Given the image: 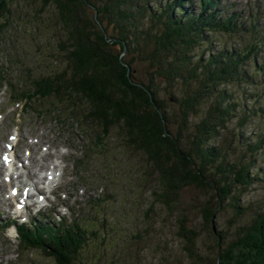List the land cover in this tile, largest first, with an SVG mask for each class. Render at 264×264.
I'll use <instances>...</instances> for the list:
<instances>
[{"label":"trees","instance_id":"trees-1","mask_svg":"<svg viewBox=\"0 0 264 264\" xmlns=\"http://www.w3.org/2000/svg\"><path fill=\"white\" fill-rule=\"evenodd\" d=\"M40 1L42 7L52 8L55 25L62 31L57 45L66 52V66L39 79L29 77L31 83L27 80L23 88L20 82L10 86L0 71L8 97L24 109L30 101L36 105L47 101L57 112L66 111L77 125L95 130L99 136L91 134L94 141L106 138L111 126L118 125L122 145L142 153L157 173L161 187L153 198L163 205L182 186L191 185L211 192L208 203L199 207L204 223L213 221L222 203L231 208L233 217L245 216L250 203L242 204L240 196L259 180L258 172L252 171L250 158L231 160L222 140L217 141L238 106L225 86L234 84L238 90L244 84L249 90L264 79L259 44L235 39L245 30L244 22L225 12L217 0ZM9 3L0 0V32L8 24ZM215 37L221 41L218 47ZM137 60L147 66V84L135 75ZM151 80L164 86L179 83L173 114ZM27 89L33 92L26 93ZM204 104L198 119L189 121ZM173 116L177 125L172 130ZM244 119L241 116L238 124ZM252 142L243 144L250 157L260 146L256 139ZM248 216L235 226L234 238L218 235L211 259L198 258L192 250L195 232L180 223L187 255L202 260L201 264H264V207L255 206ZM16 230L20 242L41 250L57 264H82L76 257L80 249L96 248L97 230L89 224L73 221L53 226L35 221L31 228Z\"/></svg>","mask_w":264,"mask_h":264},{"label":"rangeland","instance_id":"rangeland-1","mask_svg":"<svg viewBox=\"0 0 264 264\" xmlns=\"http://www.w3.org/2000/svg\"><path fill=\"white\" fill-rule=\"evenodd\" d=\"M9 1L8 24L0 32V71L10 86L20 82L23 88L28 84L25 83L27 80L31 83L30 78L39 79L41 75L63 69L67 63L66 52L57 45L63 34L55 25L50 6L42 7L40 0ZM217 2L225 12L233 13L237 20L244 22L245 30L235 39L242 37L245 43L253 40L259 44V60L264 67V0ZM249 20H252V26ZM213 43L218 47L221 41ZM247 67L251 68L249 62ZM133 68L137 79L147 84L146 64L137 60ZM2 78L0 153L8 135H15L10 139L14 143L15 161L19 163L27 159L24 166L29 167L27 178L30 177L28 180L39 190L38 194L43 192L44 195L40 201L44 205L37 209L41 220L55 226L56 219L61 217L65 224L74 221L77 225H93L97 230L96 248H81L76 256L82 264H201L202 260L198 258L215 257L218 235H224L226 240L234 238L235 226L249 219L248 214L255 206L264 207V79L261 83L252 84L249 90L244 84L237 86L238 90L234 84L225 86L238 106L233 108L232 120L217 137V141L222 140V148L227 147L225 150L231 160L237 157L241 162H247L249 158L253 160L251 169L258 172L259 180L247 186L239 200L242 204L250 203L249 209L241 219L235 218L231 208L222 203L215 211L213 221L204 223L199 207L208 203L209 189L182 186L173 200L163 205L153 198V192L161 187L157 173L142 153L122 145L118 125L111 126L106 138L101 136L94 141L91 138L92 135L95 137V130L77 125L66 111L61 112L63 114L57 112L47 101L41 105L30 101V107L25 109L20 103H14L4 91ZM151 81L157 96L173 114L179 83L173 87L164 86L158 80ZM202 107L196 116L189 117V121L198 119L206 104ZM241 116L245 119L238 124ZM176 125L174 117L171 129ZM253 139L259 141L260 146L250 157L243 144L251 143ZM24 150L29 152L27 157ZM239 151L244 155L239 156ZM51 171L56 173L53 182L43 188V177ZM2 175L0 264H57L41 250L18 240L13 225H18L27 214L26 219L35 218L32 213L36 207L22 209L20 212L25 211L26 214L17 216L18 211L15 213L12 208L14 197L8 196L9 186L12 183L16 185V182L12 178V183H3ZM211 202L213 204V200ZM180 223L195 232L191 239L194 243L192 250L199 255L198 258L187 255V239L179 234ZM187 237L191 234L187 233ZM223 244L224 241L220 246Z\"/></svg>","mask_w":264,"mask_h":264},{"label":"bare ground","instance_id":"bare-ground-1","mask_svg":"<svg viewBox=\"0 0 264 264\" xmlns=\"http://www.w3.org/2000/svg\"><path fill=\"white\" fill-rule=\"evenodd\" d=\"M16 141H17V140H16ZM7 167H8V169H10V167H9V164H8V166H7ZM13 172H14V171H13V169H12V174H13ZM37 194H38V193H37Z\"/></svg>","mask_w":264,"mask_h":264}]
</instances>
